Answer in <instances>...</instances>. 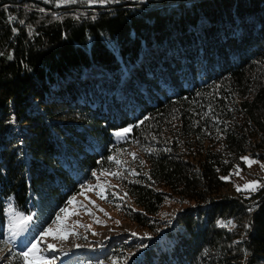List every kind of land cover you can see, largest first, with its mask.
I'll use <instances>...</instances> for the list:
<instances>
[{"label": "trees", "instance_id": "1", "mask_svg": "<svg viewBox=\"0 0 264 264\" xmlns=\"http://www.w3.org/2000/svg\"><path fill=\"white\" fill-rule=\"evenodd\" d=\"M246 156L264 162V0H0L2 264H34L21 253L98 172L139 231L182 209L160 241L74 264H264V182L224 179Z\"/></svg>", "mask_w": 264, "mask_h": 264}, {"label": "rangeland", "instance_id": "2", "mask_svg": "<svg viewBox=\"0 0 264 264\" xmlns=\"http://www.w3.org/2000/svg\"><path fill=\"white\" fill-rule=\"evenodd\" d=\"M132 1L140 2L144 0ZM147 52L150 55L149 51ZM130 73H133L131 68L128 71L121 66L119 82L116 87L111 92L106 90L108 97L110 95L114 97L119 95L124 89L123 86L127 90L128 82L125 80ZM95 80L96 82L102 81L97 75ZM244 158L255 161V163L249 166ZM244 158L245 170H238L231 178L227 177L226 179L230 182L231 192H250L255 190L256 187L244 190L245 184L256 182L259 186L264 182V162L249 156ZM238 186L241 191H237ZM74 198L73 203L67 207L68 213L74 214L67 217L63 214L59 222L56 220L48 228L52 230V234L48 236L42 235L37 240L39 241V251L36 256L42 257L45 264H74L79 258H103L109 253L110 247L114 243L122 242L132 246L140 241H145L147 244H151L153 241H160L167 228L175 227L174 218L177 212L182 209L171 201L166 202L160 214L163 226L157 236H151L146 231L137 230L119 215L116 208L120 204L116 201L120 200L114 191V183L107 173H96L94 179L85 185ZM16 222L22 223V221L18 220V217ZM26 232L27 230L23 231L20 236L15 238V243H17L19 248L27 247ZM63 233H68L67 238H60ZM133 233L136 235H133ZM49 245H53L55 250H50ZM8 253L6 251L0 253V264L7 260L6 256ZM123 253L125 262L128 263L138 260L142 253V248L124 250Z\"/></svg>", "mask_w": 264, "mask_h": 264}, {"label": "snow or ice", "instance_id": "3", "mask_svg": "<svg viewBox=\"0 0 264 264\" xmlns=\"http://www.w3.org/2000/svg\"><path fill=\"white\" fill-rule=\"evenodd\" d=\"M74 2H76V0H60V3H74ZM91 2L95 3L96 0H91ZM99 2L104 3V2H107V0H99ZM128 131H130V129H124L122 133H116V135L120 136V135L126 134ZM244 159L249 164V166H251L252 163H255V161L248 160V158H244ZM93 175H95V173H93ZM224 179H227V178L225 177ZM257 186L258 185H257L256 182H251V183H248V184L244 185V190L252 189V188H255ZM237 191H241V188L239 186L237 187ZM74 199L75 198H73L72 200H69L68 204H72ZM101 211H102V209H101ZM60 212L63 213L65 215V217H67L68 215L74 214V213H68L67 208H62L60 210ZM56 219L59 222L61 220L60 215H57ZM18 220L22 221V223H18V224H15V225H10V227H9V231L12 233V238L13 239H15L16 237L20 236L21 233L27 229L29 222L32 220V216L31 215H28V216L19 215L18 216ZM51 234H52V230L48 229V230L44 231L42 235L43 236H48V235H51ZM67 235H68V233H63L60 238H67ZM133 235H136V234L133 233ZM38 243H39V241H37L35 243H32L31 247L28 248L27 251H24V252L21 253V255L23 256L25 261H27L28 258L30 256H32V257H34V264H45V262H44L42 257L36 256V253L39 251ZM48 247H49L50 250H55L53 245H49Z\"/></svg>", "mask_w": 264, "mask_h": 264}, {"label": "water", "instance_id": "4", "mask_svg": "<svg viewBox=\"0 0 264 264\" xmlns=\"http://www.w3.org/2000/svg\"><path fill=\"white\" fill-rule=\"evenodd\" d=\"M10 250H11V247H8L5 251L8 253L10 252Z\"/></svg>", "mask_w": 264, "mask_h": 264}]
</instances>
